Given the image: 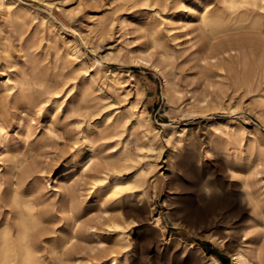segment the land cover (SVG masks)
<instances>
[{"label": "rangeland", "instance_id": "obj_1", "mask_svg": "<svg viewBox=\"0 0 264 264\" xmlns=\"http://www.w3.org/2000/svg\"><path fill=\"white\" fill-rule=\"evenodd\" d=\"M22 1L31 8L26 11L29 19L35 16L31 26L38 37H47L50 32L59 34L58 26L66 32L67 37H58L62 44L60 52L54 53L52 48L49 58L40 63L49 75L59 69L65 52L63 42L71 37L80 44L87 66L96 73L110 99L130 115L121 125L92 138L94 152L105 155L119 150L120 146L114 149L111 146L123 139L127 151L137 160L133 162L135 166L109 167L105 182L109 184L119 176L133 180L138 161L146 170L143 182L131 184L130 189L126 187L112 196L109 185L90 190L94 171L86 159L70 165L71 156L81 146L77 137H82L83 118L101 123L105 113L111 110L109 106L103 107L110 99L95 86L92 106L81 116L54 115L50 103H46L40 110L27 108L23 115L12 111L4 119L8 139L0 150V176L9 171L11 159L17 153H26L32 175L25 186L46 184L45 195L57 202L56 209L48 214L57 233L74 224L72 219L61 222L64 213L58 207L60 199L68 197L66 193L78 198L74 226L78 262L75 264H109L112 255L118 257V264L124 259L126 264H211L212 254L219 264H233L232 253L245 240L253 244L259 252L256 260L264 264V161L253 154L250 162L244 157L239 167L229 164L237 161V156L232 155L235 148L246 151L264 145V103L258 102L240 84V59L235 71L228 72L225 86L218 88L213 76L216 69L207 59V40L197 37L200 35L197 17H188L185 28L179 30L183 9L174 0ZM47 12L53 17V25ZM166 16L172 17L176 39L163 27ZM153 18L162 23L159 34L174 49L173 57L163 58L161 70L136 58L140 51L150 53L156 64L161 57L160 48L153 46L150 33L141 27ZM122 20L129 31L125 36L120 28ZM5 27L9 29L7 24ZM185 31L190 32L191 41L183 36ZM248 35L251 34L245 31H230L213 41L229 42ZM95 60H100V68ZM12 62L13 69L21 63L31 68L17 41L12 43ZM3 64L0 54V73ZM68 64V68L79 67L80 60L73 59ZM110 70L121 71L120 80ZM164 74L171 81L170 90L164 89ZM191 94L202 102L194 104ZM134 114L139 115L142 125H138ZM214 118L229 123L236 119L240 124L234 123L230 137L224 138L228 158L209 151L217 137L210 126ZM184 125L186 132L181 130ZM142 130L156 135L154 151L143 147ZM147 162L153 166L143 164ZM65 168L68 169L63 172ZM11 182L16 183V178ZM205 184L217 191L212 196L201 197L200 190ZM247 184L258 190L261 205L246 198ZM56 185L58 191H53ZM6 186L5 183L4 191Z\"/></svg>", "mask_w": 264, "mask_h": 264}, {"label": "bare ground", "instance_id": "obj_2", "mask_svg": "<svg viewBox=\"0 0 264 264\" xmlns=\"http://www.w3.org/2000/svg\"><path fill=\"white\" fill-rule=\"evenodd\" d=\"M140 1L147 2L148 0ZM173 2L183 9L178 27L180 28L179 30L185 28L184 23L187 22L188 17H197V28L200 31V35L197 37L200 36V38L207 40L209 49L207 59L209 63H213L216 69L213 71V76L216 78L214 81L215 85L218 88L225 86L226 80L228 79V72L235 71L236 62L240 59V65H242V73L238 76L240 84H242L248 92L253 93V96L258 102L264 103V0H218V2L217 0H191L188 3L187 0H174ZM30 9L31 8L22 0H0V54L4 60L2 72L0 73V150L4 142L8 139V132L5 130L6 128L4 127L3 121L8 115L12 114V111H18L21 115L22 112L29 107L40 110L46 103H50L54 115L63 114L65 117L71 115L81 116L84 114L85 110L90 109L92 106L91 101L93 99L92 93L94 86L97 87L98 90H101L108 99L111 98L107 91L103 89V85L96 73L87 66L84 52L79 47L80 44L71 37L63 42L65 52L62 55L59 69L52 75H49L47 68L42 67L40 63L49 58L52 48L54 49V53L60 52L62 44H59L58 37L64 38L66 32L62 26H58L59 34L50 32V35L47 37H38L36 31L32 29L31 26L35 16L32 15L31 19H29L26 13V11L29 12ZM47 15L51 17L49 12H47ZM52 19L53 17H51L50 20L51 25L54 24ZM163 19V27L166 29L167 33L172 36V39H176L178 37L176 29L171 26L172 17L166 16ZM156 20L157 19L153 18L151 21L142 23L141 27L150 33L153 46L160 48L161 57L158 63H154L151 54L145 51H140L136 58L142 63L149 64L161 70L160 63H163V58L173 57L174 49L160 36L159 33L162 29V23L158 20V22H156ZM5 24L9 26V29L5 27ZM120 28L123 32V36L129 33L125 20L120 22ZM230 31H245L251 35L240 40L229 42L220 41L219 43H215L213 41ZM183 36H186L188 41L192 40L189 31H185ZM14 41H17L22 46L24 56L29 58L31 62L30 69L25 63L19 64L15 69L12 68L14 66L12 62V43ZM73 59L80 60V66H71L68 68V63H72ZM202 60L205 61V58ZM94 62L98 68L101 67L102 64L100 60H95ZM109 73L117 76V80H120L121 71L110 70ZM128 76L131 77V75ZM170 88L171 81L167 75L164 74V89L170 90ZM191 96L194 104L202 102L194 98V94H191ZM108 106L111 110L105 113L101 123H92L83 118L85 124L84 127L80 128L82 137H77L81 146L77 152L71 156L70 165L73 166L74 163L79 162L80 159H86L87 165L90 168L93 167L91 169L94 171L89 182L90 190L105 189L109 185L110 195L115 196L126 187L129 188V185L143 182L146 176V170L143 166L139 165L140 162L138 161L134 172L132 170L133 180H123L119 176L109 184L105 182L109 167L117 168V164L126 167L135 166L136 164H133V162L136 163L137 161L127 151V142L123 139H118L116 144L111 146L112 149L116 146H120L119 150L114 149L115 153L111 155L102 153L96 154L94 152L92 140L94 135L102 136L107 133L110 127H117L130 117L114 99H110L103 107ZM134 115L138 125H142L139 115ZM21 120L22 117L19 118V125H21ZM234 123L240 126L236 119H231L230 123L223 122L219 118H214L210 121V126L213 127L214 133L217 136L214 143L210 146V152H218L223 154L225 158H228L230 154L223 141L224 138L228 139L230 137V133L233 132L232 130L234 129ZM181 130L186 132L187 126L184 125ZM155 136L156 135H149L147 131L142 130L141 137L145 144L143 147L148 148L150 151H154L156 149ZM253 154H256L259 161H264V145L259 144L257 147L252 146L246 151L235 148L232 155L235 157L237 156V161L229 162V164L234 167H239L244 157L246 161L250 162ZM199 159V157L196 158L197 161H199ZM27 161L28 155L23 152L17 153L14 159H11L9 171L3 176H0V182L7 184L4 195L7 196L13 187L18 184H23L24 194H35L36 200L43 210V214L48 217L49 212L56 209L57 202L45 195V183H41L40 185L32 184L29 187L25 186L26 181L32 175V168ZM143 164H148L150 168L153 166L151 162ZM67 169L68 168H65L63 172ZM62 176L64 177V175ZM12 178H16V183L11 182ZM53 191H58L57 185L54 187ZM216 191L215 187L205 184L202 185L200 195L201 197H209ZM244 194L248 200L255 201L258 206L263 203L258 190L248 184L245 186ZM77 200L78 198L74 195H71L70 198L69 196L62 197L58 203V207L62 213L73 208L76 209L78 204ZM76 220L74 212L72 217V221L74 222L73 225L61 229L59 233L55 230L58 234L55 238V243L57 245L67 244V251L72 257L73 264L78 262V257L76 258L78 249L74 245L77 236V231L74 227ZM155 222L159 224L158 217L155 218ZM152 229L154 230L153 227ZM121 240H123V238H121L120 241ZM51 242V239L45 241L46 244ZM192 248L194 249L195 247L192 246ZM255 253L256 255L257 253L259 254L253 244L249 240H245L243 246L232 253L233 264H262L260 262L261 260H256L259 256L257 255L256 257V255H254ZM210 259L211 264L212 262L219 264L215 255L212 254ZM118 263L119 260L117 256L112 255L109 258V264ZM121 264H126V260L124 259L121 261Z\"/></svg>", "mask_w": 264, "mask_h": 264}, {"label": "clouds", "instance_id": "obj_3", "mask_svg": "<svg viewBox=\"0 0 264 264\" xmlns=\"http://www.w3.org/2000/svg\"><path fill=\"white\" fill-rule=\"evenodd\" d=\"M4 188L0 182V264H73L67 244L55 243L58 234L35 194L25 195L18 184L5 196ZM74 212L66 211L61 222L70 221Z\"/></svg>", "mask_w": 264, "mask_h": 264}]
</instances>
